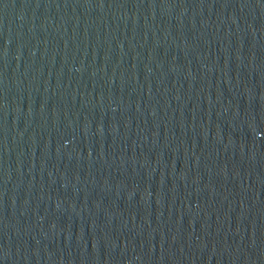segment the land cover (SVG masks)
I'll return each instance as SVG.
<instances>
[{
	"label": "water",
	"instance_id": "1",
	"mask_svg": "<svg viewBox=\"0 0 264 264\" xmlns=\"http://www.w3.org/2000/svg\"><path fill=\"white\" fill-rule=\"evenodd\" d=\"M0 264H264V0H0Z\"/></svg>",
	"mask_w": 264,
	"mask_h": 264
}]
</instances>
